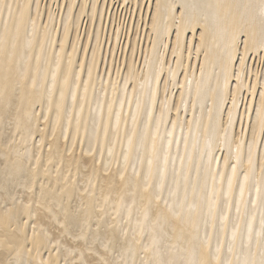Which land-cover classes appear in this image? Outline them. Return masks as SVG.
Listing matches in <instances>:
<instances>
[{
	"label": "bare ground",
	"instance_id": "obj_1",
	"mask_svg": "<svg viewBox=\"0 0 264 264\" xmlns=\"http://www.w3.org/2000/svg\"><path fill=\"white\" fill-rule=\"evenodd\" d=\"M262 5L0 0V264H261Z\"/></svg>",
	"mask_w": 264,
	"mask_h": 264
},
{
	"label": "snow or ice",
	"instance_id": "obj_2",
	"mask_svg": "<svg viewBox=\"0 0 264 264\" xmlns=\"http://www.w3.org/2000/svg\"><path fill=\"white\" fill-rule=\"evenodd\" d=\"M7 7V5H5ZM264 6V5H262ZM177 44H179V36H177ZM261 48H264V44L261 45ZM245 51H248V47L247 44H245ZM90 75V74H89ZM166 108V105H165ZM165 117V111L161 110L160 113V120L161 122H163ZM228 119H229V123H231V113H229L228 115ZM249 163H251V157H249ZM235 168L232 169L233 175H235ZM245 180H247V177H245ZM228 187H229V192H231V188H232V182L229 181L228 183ZM241 198H243V191H241ZM239 211V210H238ZM48 213L50 216H52L53 218V222L52 223H48L47 220H45V223H48V230L44 232L45 236H49V233H51L50 235V239H55L57 240V243L60 242V240H64L65 243H70L71 240L73 239V237L70 235V231L69 229H74V230H78V231H83L82 228H79L78 225L75 224H69V223H64L62 224L60 222L59 218H56L53 210L52 209H48ZM39 219V218H38ZM33 235H39V233L36 232L35 228H33ZM76 240L78 241H82L84 243V245L88 248L89 251H91V245L88 243V240L85 239L83 236H75L74 237ZM93 244L95 243V240H93L92 242ZM107 250V249H105ZM229 253H231V249L228 250ZM219 252V250H218ZM96 255H99L98 253ZM81 256H83V253H81ZM80 264H86V262L81 259ZM96 264H120V261L117 260H105L103 257H99L98 261H96ZM217 264H232V261L229 259L227 261H220L219 257L217 258ZM245 264H247V262H245ZM261 264H264V260L261 261Z\"/></svg>",
	"mask_w": 264,
	"mask_h": 264
},
{
	"label": "rangeland",
	"instance_id": "obj_3",
	"mask_svg": "<svg viewBox=\"0 0 264 264\" xmlns=\"http://www.w3.org/2000/svg\"><path fill=\"white\" fill-rule=\"evenodd\" d=\"M115 8H116V6H115ZM115 8H114V10H115ZM121 11V12H120ZM118 12L121 14V15H119V13H118V15L120 16V18L121 17H123V19H122V21H125V26H127V17L129 18V16H130V14L128 13H126V11H124V10H121V8L119 7L118 8ZM124 12V13H123ZM127 15V16H126ZM261 68V67H260Z\"/></svg>",
	"mask_w": 264,
	"mask_h": 264
}]
</instances>
